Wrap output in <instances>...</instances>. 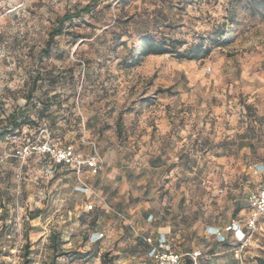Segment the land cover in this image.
<instances>
[{
	"label": "rangeland",
	"instance_id": "374dc122",
	"mask_svg": "<svg viewBox=\"0 0 264 264\" xmlns=\"http://www.w3.org/2000/svg\"><path fill=\"white\" fill-rule=\"evenodd\" d=\"M157 46L193 59L153 54ZM258 74L264 0H0V133L15 117L22 123L0 139V264H23L26 244L31 264H155L144 261L129 224L122 235L110 233L122 212L103 195L106 212L91 194H99L108 161L123 160L137 183L145 177L134 200L161 208L167 175L179 165L172 186L190 212L174 222L175 240L185 249L207 246L199 227L241 218L264 182L254 174L264 163V94L244 88ZM162 115L192 138L216 134V168L198 164L204 149L170 154L161 134L153 149L152 119ZM205 140L191 144L202 149ZM42 142L83 154L94 143L103 168L81 176L92 191L80 190L77 173L51 156L15 153ZM97 231L104 236L92 242ZM244 264H264V224Z\"/></svg>",
	"mask_w": 264,
	"mask_h": 264
},
{
	"label": "crops",
	"instance_id": "0c3cea01",
	"mask_svg": "<svg viewBox=\"0 0 264 264\" xmlns=\"http://www.w3.org/2000/svg\"><path fill=\"white\" fill-rule=\"evenodd\" d=\"M263 80L264 77L258 74L252 79V81L245 82L244 88L248 93H251L252 95H254L255 93L257 96H259V94H264V88H261L264 83ZM168 118L169 115H162L158 117L154 116L152 119L153 122H155V125L159 128L158 133H155L153 135V149H155L156 143L158 142L160 137L159 135L161 134L163 141L167 138L166 141L169 145L168 148L170 154L181 155L182 152L185 151H196V153L199 154V151L204 149L205 152L208 151V157H205L202 162L201 160H199L198 164L207 163L209 169H215L217 165V162L214 160V154L217 152V145H215V141L217 140L216 134H214L213 136L211 135V138H206L201 135H199V137L194 136V138H192L191 133L190 135H186V126H183L182 128L177 125L176 121H174V124L172 125ZM217 126L218 123H216L214 128L216 129ZM178 130L182 133H180ZM203 139L205 140V143H208V146H204L202 147V149L199 144L197 146H193L191 144V142H193L194 140H197L200 143V141H202ZM245 148V146L242 147V149ZM141 153H144V151H141ZM176 160H178V158L174 156L173 161L171 162H177ZM176 165L177 164L171 166L170 172L167 175V177L169 178V183L171 184V188L167 199L168 201L167 203L164 202V207L161 208L160 204H158L157 202H150L144 196L138 198V200H134L139 196L140 192V190L137 192L135 191V186L141 185L143 182H145V177L139 178V182L137 183L135 178L131 177L132 172L129 169V165H125V163H123V160L120 161V163L114 162L113 164L110 161L107 162L106 167L103 170L104 181L103 183H101V185H99L98 195L100 197H103L104 195L105 198L108 199L109 203L114 205V207L118 211L122 212L127 219L123 223H121L120 220H116L115 222L112 221L114 224L113 228L111 226L112 223H108L110 233L122 235L125 229V227L123 226H128L129 224L131 228L132 226H134L136 229L141 231V233L146 235H153L155 237H158L160 234H165L175 250L184 255L183 260L190 258L189 256H187V253L199 251L201 255L199 257L198 264H238L237 260L233 256V246H227L223 243H220L214 235L210 234L211 228H219L220 230H223L233 220L226 223H213L206 226H200L199 234L204 236L208 240L207 246L200 245L185 249L176 242L174 236L175 233L173 230L174 222L180 221V219L184 220L186 214L190 212L188 207L184 208L183 205H181L180 194L174 193L175 189L172 186L173 182L171 181V179H175L177 174L180 175V173L177 171V167H179V165ZM255 168L261 170L260 164L256 165ZM136 172L142 173V169L140 166L136 168ZM254 174L256 175L258 173H255L254 170ZM258 175L262 176V174L260 173ZM104 205L107 208V210L105 211L109 212V207L106 204ZM246 207L247 208H245L242 217L237 220H242L248 215V201ZM155 210H159L160 213ZM150 215H153L152 221L148 220ZM94 233H103V231H97ZM135 234L134 236H136ZM224 234L227 236L228 242L231 243V240L233 239L232 234L226 232ZM221 254H225V261H219L220 259H223L219 257ZM143 259L144 261H150L147 257V252H144Z\"/></svg>",
	"mask_w": 264,
	"mask_h": 264
},
{
	"label": "built area",
	"instance_id": "2783aa9c",
	"mask_svg": "<svg viewBox=\"0 0 264 264\" xmlns=\"http://www.w3.org/2000/svg\"><path fill=\"white\" fill-rule=\"evenodd\" d=\"M38 152L43 155L51 156L54 160V164L62 167H71L82 183L78 188L84 192L92 191L90 187L86 186L81 180V176L84 171H88L91 175H97L103 168V158L99 153L96 145L91 143V151L88 154H83L74 147V145H67L63 148L54 149L48 143H35L26 144L20 146L16 151L18 157H26L34 152ZM261 170L255 169V173L264 175V164H260ZM223 192V190H220ZM96 198L100 199V202H105L103 197H100L92 191ZM87 208L93 209L94 205L90 203ZM248 215L242 220H233L223 230L219 228H211L210 234L214 235L220 243L228 240L224 234L231 233L233 239L231 243L233 245V256L237 260L238 264H244L245 253L248 247L252 244L253 238L256 233L261 230V226L264 224V182L260 188L248 195ZM119 217L126 221L125 215L118 213ZM149 221L153 220V215L148 218ZM132 229L136 233V236L143 239L148 245L147 257L155 264H182L184 255L175 250L173 245L165 234H160L158 237L153 235H146L141 233L138 229L132 226ZM91 238L92 242L99 241L104 233H94ZM201 253L199 251H193L187 253L193 264L199 263V257Z\"/></svg>",
	"mask_w": 264,
	"mask_h": 264
},
{
	"label": "trees",
	"instance_id": "16d2710c",
	"mask_svg": "<svg viewBox=\"0 0 264 264\" xmlns=\"http://www.w3.org/2000/svg\"><path fill=\"white\" fill-rule=\"evenodd\" d=\"M75 14L76 15H74L73 17L79 16L80 12H77ZM68 18H69V16H66L62 20H66ZM57 31H58V29L56 28L55 32H57ZM54 35H56V33H52L51 38H53ZM170 53L174 54L179 59H184V58L193 59V57L188 56L185 52H180L177 47H170L169 48V47H158L157 46V47H154V51H153V54H170ZM19 114H23V111H20ZM23 124H26V121H24ZM21 126H22V123L18 122V117H15L13 119V122H12V126H11L12 129H6V131H4L3 133H0V139H2L3 137H5L8 134V132H9L8 130L13 131L15 129L21 128ZM139 239L144 244L145 252H147L148 245L143 241V239H141V238H139ZM223 244H225L227 246H229V245L233 246L232 243L228 242V240L223 242ZM30 254H31L30 247L28 244H26L24 246L25 259L23 261V264H31L32 263L31 259L29 258ZM51 264H55V261H51ZM182 264H193V261L191 258H187V259L183 260Z\"/></svg>",
	"mask_w": 264,
	"mask_h": 264
}]
</instances>
